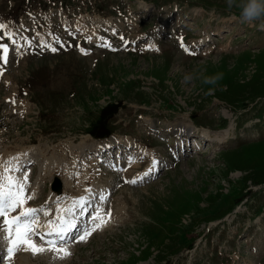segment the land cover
Masks as SVG:
<instances>
[{
    "label": "rangeland",
    "instance_id": "374dc122",
    "mask_svg": "<svg viewBox=\"0 0 264 264\" xmlns=\"http://www.w3.org/2000/svg\"><path fill=\"white\" fill-rule=\"evenodd\" d=\"M0 23L19 45L0 39V164L15 157L11 175H27L37 232L80 198L87 227L98 210L108 221L58 243L64 259L22 247L9 262L0 241V264H264L259 22L242 24L226 0H0ZM103 141L114 146L95 152Z\"/></svg>",
    "mask_w": 264,
    "mask_h": 264
},
{
    "label": "snow or ice",
    "instance_id": "6c2138e0",
    "mask_svg": "<svg viewBox=\"0 0 264 264\" xmlns=\"http://www.w3.org/2000/svg\"><path fill=\"white\" fill-rule=\"evenodd\" d=\"M8 26L4 23H0V30L3 31V36L0 39L7 38L13 45L19 48L17 41L14 39L15 33L8 31ZM123 39V38H122ZM58 42V41H57ZM102 46L111 47L107 42H103ZM42 47H49L48 45H42ZM181 49L191 55L189 49L185 47L184 43L180 44ZM51 51L55 52L57 49L52 47ZM9 48L7 43H0V61L7 63ZM82 54L87 52L81 49ZM17 158L13 157L10 160L0 164V241L6 243V255L3 257L4 260L11 262L15 253L20 249L24 248L26 251H30L33 255L41 254L44 252H52L55 254V258L64 259L71 255L68 248L60 245L58 246L57 241H64L66 234L73 227L70 221L66 220L65 216L58 215L56 221H49L47 224L48 231L46 233L37 232L38 220L37 215L42 209L27 208L25 204L30 200L31 196L25 195V187L27 184V175H24L23 181H20L15 176L11 175L12 172L17 171L13 166L12 161ZM155 162L153 163V167ZM151 171V170H150ZM147 175V173H146ZM128 183L129 181H125ZM136 183V180L130 181ZM81 201L83 198H80ZM18 211V214L12 215ZM60 210L58 209V212ZM68 212L71 209L67 210ZM47 215V212L44 213ZM110 218L111 213H107ZM98 223L91 231L102 227L108 221L103 215L97 211V215L93 218ZM55 229V230H54ZM91 234L90 231L84 232L79 236L80 241H84ZM55 236L56 239H45V236ZM39 236L42 244H37L34 237ZM44 245H47L45 247Z\"/></svg>",
    "mask_w": 264,
    "mask_h": 264
},
{
    "label": "clouds",
    "instance_id": "9594fccd",
    "mask_svg": "<svg viewBox=\"0 0 264 264\" xmlns=\"http://www.w3.org/2000/svg\"><path fill=\"white\" fill-rule=\"evenodd\" d=\"M227 9H235L238 12L239 20L242 24H254L259 22V27L264 28V0H226ZM197 75L194 73H185L183 76V83L190 84ZM222 79V74L213 76H203L201 82L205 85L216 86ZM213 87L210 91H214Z\"/></svg>",
    "mask_w": 264,
    "mask_h": 264
},
{
    "label": "bare ground",
    "instance_id": "6f19581e",
    "mask_svg": "<svg viewBox=\"0 0 264 264\" xmlns=\"http://www.w3.org/2000/svg\"><path fill=\"white\" fill-rule=\"evenodd\" d=\"M184 127H186V126H180V128H178V129H182V128H184ZM151 131H154V128L153 129H150ZM186 131V130H185ZM176 132V131H175ZM178 135H181L182 133H177ZM179 138H180V136H179ZM188 138V137H187ZM114 140H116V139H112L111 141H114ZM117 141V140H116ZM117 143V142H116ZM108 145H111V143L110 144H108V143H102V144H96V147H95V151L96 152H99V151H103V150H108V149H110V146H108ZM126 145L127 146H129L127 143H126ZM155 161H153L152 162V165H153V163H154ZM156 163V162H155ZM156 165V164H155ZM20 166H21V164H20ZM23 168V167H22ZM154 170H155V168H152L151 169V172H149L150 174H152L153 172H154ZM149 173H147V174H149ZM145 174L146 173H144L143 174V172H142V174L140 173V175L138 176L139 178H141L142 176L143 177H145ZM63 193V191L60 193H52L51 195H50V199H49V201L48 202H50V203H52L54 200H55V198L56 197H62V196H60L61 194ZM90 197V196H89ZM79 202H81V201H78V202H76V204H75V208H76V205H77V203H79ZM89 202V200L88 201H85L84 203H88ZM49 203V204H50ZM83 203V202H82ZM82 203H81V205H82ZM58 210V209H57ZM61 213V212H60ZM119 213V212H118ZM58 215V214H57ZM63 216H65V214H62ZM67 215V214H66ZM65 218H66V220H68V221H70L71 222V224L73 225V227L70 229V231L66 234V239L64 240V241H68V235L69 234H73L74 233V231H75V229H76V227L78 226V224H76L75 222H77V220H76V218L74 217V216H72L71 215V213H68V215H67V217L65 216ZM94 218V217H93ZM48 231V229H46V230H44V233H46ZM48 237V239H52V240H55L56 239V237L53 235V236H47ZM60 241H57V243H59Z\"/></svg>",
    "mask_w": 264,
    "mask_h": 264
},
{
    "label": "trees",
    "instance_id": "16d2710c",
    "mask_svg": "<svg viewBox=\"0 0 264 264\" xmlns=\"http://www.w3.org/2000/svg\"><path fill=\"white\" fill-rule=\"evenodd\" d=\"M255 82H256V80H254V81H253L252 83H250L248 86L251 87V85L254 84ZM238 87H239V86H238ZM241 87H242V86H241ZM252 88H254V87H252ZM238 91H240L239 88H238L237 90L230 91L229 94L227 95V100L229 101V100L233 97V95H235ZM241 91H243V90H241ZM241 91H240V92H241ZM253 97H254V96H253ZM258 167H259V171H261V172L264 173V167H262V166H258ZM253 175H255V174H250V175L244 177V179L246 180V179L248 178V179H250L251 181H255V182H257L258 180H257V179L254 180L255 178H254ZM259 178L261 179L260 175H259ZM258 182H259V181H258Z\"/></svg>",
    "mask_w": 264,
    "mask_h": 264
},
{
    "label": "water",
    "instance_id": "95a60500",
    "mask_svg": "<svg viewBox=\"0 0 264 264\" xmlns=\"http://www.w3.org/2000/svg\"><path fill=\"white\" fill-rule=\"evenodd\" d=\"M50 189L53 192H59L61 190V181L58 178H54L51 183Z\"/></svg>",
    "mask_w": 264,
    "mask_h": 264
}]
</instances>
